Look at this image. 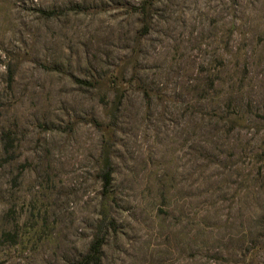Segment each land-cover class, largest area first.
Masks as SVG:
<instances>
[{
	"label": "rangeland",
	"instance_id": "rangeland-1",
	"mask_svg": "<svg viewBox=\"0 0 264 264\" xmlns=\"http://www.w3.org/2000/svg\"><path fill=\"white\" fill-rule=\"evenodd\" d=\"M0 264H264V0H0Z\"/></svg>",
	"mask_w": 264,
	"mask_h": 264
}]
</instances>
